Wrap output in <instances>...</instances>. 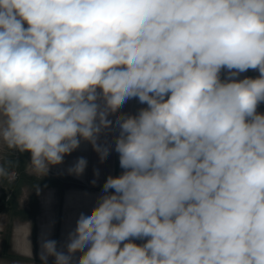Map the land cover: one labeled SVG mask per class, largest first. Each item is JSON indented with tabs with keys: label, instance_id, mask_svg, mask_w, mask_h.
<instances>
[{
	"label": "clouds",
	"instance_id": "9594fccd",
	"mask_svg": "<svg viewBox=\"0 0 264 264\" xmlns=\"http://www.w3.org/2000/svg\"><path fill=\"white\" fill-rule=\"evenodd\" d=\"M84 142L121 171L41 264H264V0H0V145Z\"/></svg>",
	"mask_w": 264,
	"mask_h": 264
},
{
	"label": "rangeland",
	"instance_id": "374dc122",
	"mask_svg": "<svg viewBox=\"0 0 264 264\" xmlns=\"http://www.w3.org/2000/svg\"><path fill=\"white\" fill-rule=\"evenodd\" d=\"M113 135L102 136L101 142ZM77 157H84L88 162L79 177L67 173V168ZM28 161L29 154H20L0 145V165L8 170L7 176L0 177V264H41L38 237L45 230L43 225H51L48 238L65 243L79 213L93 206L106 175H117L121 171L115 152L101 162L87 142L65 157L64 164L52 167L47 176L31 173ZM105 166L108 167L106 172ZM95 167L99 169V178L93 186ZM35 215L39 219H27H33ZM15 224L21 228L19 236L13 231ZM22 231L30 240H11L20 237ZM49 264H52L51 259Z\"/></svg>",
	"mask_w": 264,
	"mask_h": 264
},
{
	"label": "crops",
	"instance_id": "0c3cea01",
	"mask_svg": "<svg viewBox=\"0 0 264 264\" xmlns=\"http://www.w3.org/2000/svg\"><path fill=\"white\" fill-rule=\"evenodd\" d=\"M247 75H250V76H254V75H257V73H254V72H249V73H247ZM137 107H138V105H137V103L135 102V101H130L127 105H125V107H124V109L122 110V111H124V112H130V113H132V112H135L136 111V109H137ZM111 134H114L115 135V129H113L112 130V133ZM107 166H105V172L107 171ZM95 169H96V167H95ZM75 177H79V176H76V175H74ZM106 177H107V175H106ZM94 179H96V177H95V175H94V177H93V180ZM74 207V206H73ZM35 214V213H34ZM73 217H75V216H73ZM28 220H37V219H39V218H37L36 217V215L34 216V218L33 219H30V218H27ZM18 225H16L15 224V227L13 228V231H14V233H15V235L16 236H19V232H21V231H19V230H21V228H18L17 227ZM44 226V228H45V230L44 231H42L40 234H39V237H38V240H41V238L42 237H44V238H48V236L47 235H49V228H50V226L51 225H49L48 223L46 224V225H43ZM22 235L20 236V237H18V238H15V239H11V240H30V238H29V236L24 232V231H22V233H21Z\"/></svg>",
	"mask_w": 264,
	"mask_h": 264
}]
</instances>
